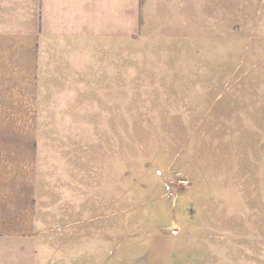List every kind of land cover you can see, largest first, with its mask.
Returning <instances> with one entry per match:
<instances>
[{"label": "crops", "instance_id": "0c3cea01", "mask_svg": "<svg viewBox=\"0 0 264 264\" xmlns=\"http://www.w3.org/2000/svg\"><path fill=\"white\" fill-rule=\"evenodd\" d=\"M243 12L235 46L233 0H0V264L72 263L75 232L89 238L91 142L113 160L92 218H121L123 79L137 96L139 62L156 94L199 96L197 126L233 124L217 112L242 78L232 117L264 127V0Z\"/></svg>", "mask_w": 264, "mask_h": 264}, {"label": "rangeland", "instance_id": "374dc122", "mask_svg": "<svg viewBox=\"0 0 264 264\" xmlns=\"http://www.w3.org/2000/svg\"><path fill=\"white\" fill-rule=\"evenodd\" d=\"M246 1L233 0L235 46ZM239 57L236 47L237 76ZM145 75L139 62L137 96L125 93L123 79L121 218H92L113 160L107 143L91 142L89 238L75 232L71 264H264V127L232 117L247 108L244 81L235 77L229 109L217 112L229 119L216 123L233 124L197 126L200 113L189 108L198 95L182 104L178 95L156 94Z\"/></svg>", "mask_w": 264, "mask_h": 264}]
</instances>
